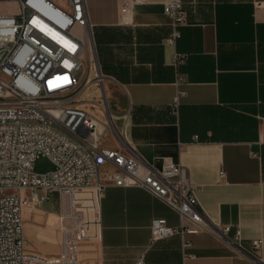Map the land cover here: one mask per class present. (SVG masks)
I'll return each instance as SVG.
<instances>
[{"label": "crops", "instance_id": "crops-1", "mask_svg": "<svg viewBox=\"0 0 264 264\" xmlns=\"http://www.w3.org/2000/svg\"><path fill=\"white\" fill-rule=\"evenodd\" d=\"M183 1L187 20L170 45L165 0L137 6L131 25L118 23L119 0H85L94 73L105 77L107 118L125 145L150 169L165 158L185 167L210 218L230 231L186 234L188 248L181 235L152 240V220L179 225L178 211L144 188L109 185L95 244L102 264H264V8ZM176 52L186 53L178 84ZM178 91L185 94L174 113ZM94 117L111 135L108 121Z\"/></svg>", "mask_w": 264, "mask_h": 264}, {"label": "built area", "instance_id": "built-area-1", "mask_svg": "<svg viewBox=\"0 0 264 264\" xmlns=\"http://www.w3.org/2000/svg\"><path fill=\"white\" fill-rule=\"evenodd\" d=\"M146 2L119 0L118 23L133 24L136 7ZM254 4L264 8V1ZM0 5V264H102L82 262L79 243L93 241L95 246L100 238L102 199L109 185L144 188L178 211L179 225L161 217L152 220V240L181 235L188 248L192 242L186 234L230 231V225L210 218L185 167L165 158L160 169L148 168L110 121L107 129L118 147L106 143L96 118L79 106L84 60L90 65L95 60L85 0H0ZM164 13L171 21L166 42L175 45L187 20L184 1L165 0ZM185 58L186 53L176 52L171 59L177 84ZM96 83L104 87L103 74H97ZM184 94L178 91L174 113ZM40 156L54 168L36 171ZM54 195L69 204L75 227L57 255L32 252L25 212ZM234 240L240 242L239 231ZM252 244L259 248L261 240Z\"/></svg>", "mask_w": 264, "mask_h": 264}, {"label": "rangeland", "instance_id": "rangeland-1", "mask_svg": "<svg viewBox=\"0 0 264 264\" xmlns=\"http://www.w3.org/2000/svg\"><path fill=\"white\" fill-rule=\"evenodd\" d=\"M3 8L0 5V11ZM86 61L87 59L84 60L86 66L81 72L84 77L77 101L90 114L100 118L106 125V120L108 121L107 112L109 113L104 97L106 92L101 84L99 86L95 84L94 66ZM106 138L113 141L111 135H106L104 139ZM53 168V164L44 156H40L36 161V171L38 172H46ZM69 214H71L69 204L66 205L57 195H54L50 202L41 204L36 210L25 212L27 248L32 252L57 255L63 249L67 235L75 227V219ZM92 244L93 241H80L79 243V249L83 251L79 253V257L84 263L99 262L98 252Z\"/></svg>", "mask_w": 264, "mask_h": 264}, {"label": "water", "instance_id": "water-1", "mask_svg": "<svg viewBox=\"0 0 264 264\" xmlns=\"http://www.w3.org/2000/svg\"><path fill=\"white\" fill-rule=\"evenodd\" d=\"M104 97H105V99H106V95H105V93H104ZM239 249L243 250V248H242V247H239Z\"/></svg>", "mask_w": 264, "mask_h": 264}, {"label": "bare ground", "instance_id": "bare-ground-1", "mask_svg": "<svg viewBox=\"0 0 264 264\" xmlns=\"http://www.w3.org/2000/svg\"><path fill=\"white\" fill-rule=\"evenodd\" d=\"M107 114L109 115V113L107 112ZM110 116V115H109ZM98 133H99V131H98ZM99 134H101V133H99ZM102 135V134H101Z\"/></svg>", "mask_w": 264, "mask_h": 264}]
</instances>
